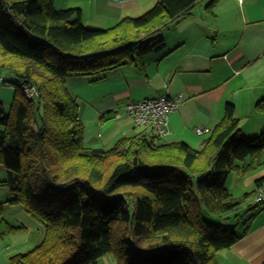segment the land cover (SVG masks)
Listing matches in <instances>:
<instances>
[{"label": "trees", "instance_id": "1", "mask_svg": "<svg viewBox=\"0 0 264 264\" xmlns=\"http://www.w3.org/2000/svg\"><path fill=\"white\" fill-rule=\"evenodd\" d=\"M201 1L158 0L105 28L84 24L80 7L57 8L55 0H0V52L7 56L0 68L10 74L2 84L16 89L10 110L0 100V163L8 174L0 187L44 230L10 264H92L109 253L118 264H220L217 253L249 230L239 232L228 216H238L254 193L236 198L226 179L237 161L264 150V130L244 136L232 104L201 151L159 143L151 130L154 139L139 134L93 149L67 85L72 74L142 67L144 56L165 46L160 33ZM204 212L232 226L210 223Z\"/></svg>", "mask_w": 264, "mask_h": 264}, {"label": "crops", "instance_id": "2", "mask_svg": "<svg viewBox=\"0 0 264 264\" xmlns=\"http://www.w3.org/2000/svg\"><path fill=\"white\" fill-rule=\"evenodd\" d=\"M157 1L55 0V6L80 7L84 24L107 27L94 21L117 23L126 16L138 17ZM209 3V0L197 3L189 14L163 30L160 35L165 46L144 56L142 67L127 64L96 77L75 74L68 77V88L79 103L85 124V146L109 149L123 137L143 134L153 138V132L134 124L126 108L131 101L161 94L171 98L182 94L183 98L169 117V133L155 140L159 143L182 141L197 151L203 150L211 132L199 134L196 130L213 131L223 121L228 104L234 106L244 136L252 138L264 130V107L258 106L264 99V0H219L214 7H209ZM236 164L238 167L227 176V188L236 198L255 193L259 180L264 178V150ZM7 178V171L0 163V182ZM10 198L8 187L0 190V204H4L0 226H14L8 232L11 235L20 232L15 228L24 225L31 234L23 220L9 216L6 202ZM252 203L251 195L235 210L234 214H240L233 225L240 228L239 232L248 226L249 230L230 248L217 253L220 264L264 263V207ZM17 206L21 205H8ZM251 216L253 219L248 224ZM29 218L26 217L28 222L33 223ZM14 221L18 222L13 225ZM34 224L37 222L32 225L42 234L37 239L41 242L44 230L40 224ZM4 235L3 230L0 264H10L13 255L29 251H22L23 243L11 245ZM92 264H118V261L114 253H109Z\"/></svg>", "mask_w": 264, "mask_h": 264}, {"label": "built area", "instance_id": "3", "mask_svg": "<svg viewBox=\"0 0 264 264\" xmlns=\"http://www.w3.org/2000/svg\"><path fill=\"white\" fill-rule=\"evenodd\" d=\"M29 96H34L36 91L32 87H26ZM183 95L171 98L168 94H161L155 98H147L140 101L128 103L126 113L130 116L134 124L138 127H145L154 131L159 137H165L169 133V117L172 112L177 110ZM197 133H210L211 129L198 128ZM257 205H264V183H262L252 196Z\"/></svg>", "mask_w": 264, "mask_h": 264}, {"label": "rangeland", "instance_id": "4", "mask_svg": "<svg viewBox=\"0 0 264 264\" xmlns=\"http://www.w3.org/2000/svg\"><path fill=\"white\" fill-rule=\"evenodd\" d=\"M58 2H61L62 0H57ZM89 22V21H88ZM96 23L94 24H101V25H106L107 27H112V26H115L117 23H115L116 21H104V19H99V20H96L94 21ZM87 24V23H86ZM99 26V25H97ZM105 27V28H107ZM0 60L1 61H7V56H4L3 54H1L0 52ZM39 73H43L42 70H39ZM8 75L10 76L9 72L6 71L5 69H2L0 68V100L3 101L4 103V106L6 107L7 110H10L11 108V102L13 101V98L15 96V93H16V89L14 87H11V86H4L2 84V80L4 79V77H8ZM4 188H7L6 186H1L0 187V190L3 191ZM6 204H10V203H7ZM254 204V203H252ZM4 205V204H3ZM8 205L6 206L9 210V216H13L15 218H19L20 220H23V223L26 224L27 226H29L30 230H31V234L29 233V230L27 228L26 231H20V232H16L15 234H11L9 235L8 232L11 230V229H14V226L12 225H8L4 228L3 225L0 226V233L1 231H5V240L7 242H10V244H14V243H23V247H22V251H26V250H30L31 248H33L34 246H36L35 244H38L40 241H37L38 239V235H41V233H39L38 231L35 230L34 226L32 225L33 223H36L34 220H32L31 218L30 221H32L33 223H29L28 220L26 219V217H29V216H26V212H25V209H24V206L21 205V206H17L15 208H11V207H8ZM12 205V204H11ZM262 207H264V205H262ZM20 209V210H18ZM240 214V213H239ZM238 214V215H239ZM21 216V217H19ZM204 218L206 220H208L210 223H213V224H224L226 227L228 226H232V225H229L231 222H233L234 220H237L238 216L236 215H233V214H230L228 217H231V219H233L231 222H229V219L228 217H226V220L222 219L220 220V218H215V217H212L208 212H204ZM236 216V218H235ZM2 217L0 218V223H2ZM230 219V220H231ZM18 221H14L12 224H16ZM34 225H38L37 224H34ZM16 229V228H15ZM237 229L240 231V228L237 227ZM32 236V237H31ZM27 241V243H25ZM0 246H2V238L0 237Z\"/></svg>", "mask_w": 264, "mask_h": 264}]
</instances>
